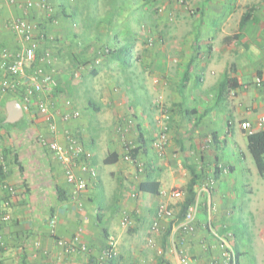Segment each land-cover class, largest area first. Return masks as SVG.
I'll return each mask as SVG.
<instances>
[{"label": "crops", "instance_id": "1", "mask_svg": "<svg viewBox=\"0 0 264 264\" xmlns=\"http://www.w3.org/2000/svg\"><path fill=\"white\" fill-rule=\"evenodd\" d=\"M22 1L0 0V52L4 48L15 50L23 46L9 26L12 20L25 15L20 5ZM163 1L169 4L171 0ZM51 2L59 4V0ZM187 2L197 5L202 38L195 35L194 29L181 30L180 43L166 50L168 58L161 61L153 57L149 61L153 65L151 75L157 78L155 82L163 79L157 88L162 92L171 88L165 91L170 140L163 154L154 150L152 143L159 130L160 116L155 114L154 107L158 105L155 99L152 101L145 93L148 105L140 107L152 125L147 130L142 121L137 123L141 124L138 140L142 134L148 142L147 152L140 151L137 156L148 163L147 170L139 178L136 165L124 159L125 150L118 140L119 135L105 144L92 134L101 128V121L82 114L77 120L61 123L60 129L72 130L93 152L92 162L98 169V176L91 179L79 200H73L62 164L39 142V135L48 133L44 119L36 113L23 111L18 121L25 118L24 125L0 126V204L10 202V219L2 223L0 230L4 241V246L0 247V264H90L106 249L110 238L117 241L121 264H145L150 254H153L154 264L174 262L176 257L169 252L170 234H167L172 221L164 220L159 233H152L150 225L162 203L174 209L176 218L181 217L186 189L192 179L191 167L200 175L195 186L197 194L214 179L210 198L205 191L200 195V201L201 196H207V200L202 202L196 232L180 237L185 252L194 257V264L219 256V251L204 246V243H214L204 224L210 202L216 217L226 212L234 216L237 208L242 209L241 205L246 203L253 210L258 209L264 177L256 179L255 187L247 179L242 180L243 172H248L249 168L242 166V161L247 160L248 137L241 123L256 122L264 115V90L256 83L258 78L264 82V0ZM245 13L251 18L241 29ZM41 16L38 8L28 15L38 24L48 25L46 16ZM65 31L59 29V39ZM236 34L238 38L234 37ZM192 62L190 80L182 89V81ZM141 76L145 80L144 75ZM227 79H230L229 86L221 92L220 85ZM59 80L63 79L59 76ZM11 100L21 104L19 96L0 97V118L7 120V105ZM219 109L222 111L217 113ZM219 122L227 124L224 134L217 127ZM227 135L232 137L236 149L231 152L234 157L229 163L225 162L223 152L230 143ZM242 136L247 138V143ZM113 153L118 155V160L107 163L106 159ZM225 168H228L227 173L223 172ZM147 179L159 184L158 194L139 190L141 181ZM7 184L17 188L15 196L5 189ZM172 189L181 190L183 197L172 199L161 194ZM134 192L137 197L132 196ZM242 193L250 196L243 197ZM61 195L67 198L62 200ZM126 213L133 221L130 226L123 223ZM61 240L73 249L67 251L60 244ZM83 245L86 249H82Z\"/></svg>", "mask_w": 264, "mask_h": 264}, {"label": "built area", "instance_id": "2", "mask_svg": "<svg viewBox=\"0 0 264 264\" xmlns=\"http://www.w3.org/2000/svg\"><path fill=\"white\" fill-rule=\"evenodd\" d=\"M16 3L17 0H10ZM185 3V0H180ZM21 7L24 8V14L15 18L9 24L11 30L22 40L21 48L12 50L4 48L0 52V97H5L10 93H15L21 98V105L24 112L36 113L41 116L48 129L47 134L39 135V142L46 147L57 161L62 164L66 182L71 189V198L79 200L81 194L89 187L91 179L98 176V169L92 162L93 152L88 149L80 140L78 135L70 129H60L61 123H69L81 118L82 111L76 107L72 99L58 95L56 88L58 79L56 76L55 62L52 51L42 48V38L38 37L39 24L31 20L28 15L33 9H41L51 16L54 7L49 0H23ZM54 24H58V19H53ZM53 38V37H51ZM98 62V60H97ZM74 77L79 78L80 73L74 72ZM258 86L264 90V82L261 78L256 80ZM23 90V91H22ZM1 112V108H0ZM133 120H124L118 123L117 132L122 140L125 154L124 159L133 163L137 167V177L145 172V163L138 157L132 155L133 149L137 147L133 140L128 138V133L132 129ZM241 128L251 134L256 128H264V115L256 122L244 121ZM170 140L169 114L163 113L160 120V126L152 146L159 154H163ZM228 172V168L223 170ZM214 179L205 185L197 194L195 201L191 203L182 219L176 218L175 211L167 203H162L150 225L152 233H159L162 229V222L166 219L172 221L170 233V250L176 257V260L170 264H194L195 259L185 252L181 245L183 235L195 233L201 213L200 195L203 191L211 194V185ZM5 189L11 196L18 193L14 185L7 184ZM161 194L172 199H181L183 192L178 189L164 190ZM137 197V193L132 194ZM7 200L0 204V230L2 223L10 219ZM214 207L210 202L207 207L205 228L214 238V243L209 245L204 243L206 249L219 251L218 257H213L210 261H198L197 264H232L235 259V249L232 243L233 232L228 231L220 233L214 226ZM123 223L130 226L133 221L131 215L126 213L123 217ZM56 220H52V226L55 227ZM153 242V241H150ZM67 251L73 249L65 241L61 240ZM109 247L90 264H105V262L114 255L118 254L117 241L110 238ZM4 246L3 238L0 234V247ZM82 249H86L83 245Z\"/></svg>", "mask_w": 264, "mask_h": 264}, {"label": "rangeland", "instance_id": "3", "mask_svg": "<svg viewBox=\"0 0 264 264\" xmlns=\"http://www.w3.org/2000/svg\"><path fill=\"white\" fill-rule=\"evenodd\" d=\"M49 1L53 6L51 0ZM70 2L69 11H71L76 5H79L78 7L82 19L78 17L76 21H73L65 19L64 16L60 15L61 17L57 18L59 20L58 24L52 25L49 23L47 26L54 37H58L59 29L64 28L66 30L64 32L65 34L63 33V36H60V40L54 41L55 43L50 44V49L54 56L56 76L58 79L59 76L63 79V92L61 95L71 97L76 105L80 107L83 116H88V118H95L101 121V128L97 131L91 132L103 140L105 144H107L112 138H118L119 134L117 132V126L121 119L125 117L132 118L133 126L128 133V138L136 142L138 141L139 136V129H137L138 121H142L144 128L149 130L152 125L150 118L142 111L140 106L137 107V110L135 109L137 111V116L131 117V114L133 113V110L130 107L132 94L126 91L122 86L121 83L124 78L120 71H112L107 67H103L97 76L93 77L89 74V68L88 66H85V60L91 58V55L90 50L83 49L84 46L82 45L85 44L82 38L87 36L93 37L95 35V29H88L86 27L85 19L88 10L85 7L84 0H70ZM153 2L154 3L152 4L154 5L149 6V10L146 11V14H144L143 19L141 20V24L138 26L141 33V40L136 45V52L147 57L145 60L146 64H149V61L153 57L160 59L161 61L168 58L166 50L167 48L170 49L172 46L180 43L181 30L186 31L194 29L195 35L199 37H201L200 31H202L201 25H198L197 23V5L187 2V0H185V3H181L180 0H171L169 4L163 0H153ZM53 7L54 11L51 16L59 11L57 5H54ZM104 10L105 7H103L101 3L99 15H103ZM41 12L42 18L46 16L48 19L50 17L45 11L41 10ZM32 18L35 19L37 17L33 16ZM101 30H104V28H101ZM172 33H177V35L173 36ZM201 38L200 41L202 40ZM79 40L83 42L81 46L76 45V42ZM147 40H151L153 45L146 44L144 41ZM183 42L186 43L188 41L184 40ZM89 43H92L93 45L91 47L92 52L95 50V45L100 44L99 42L92 40ZM82 57L85 59L83 60ZM73 63H78L80 70L83 68L79 78L71 76L72 71L75 69V65H72ZM152 66L153 65H149L146 66L147 68H139L141 75L143 74L145 77V80H143L144 90L142 91V95L145 100V106L148 105V98H146L145 93L150 95L152 101L155 99L154 102L158 104L154 107L155 114H158L160 116L159 119L161 120L165 108L168 107L165 91H170L171 88H165L163 92L162 89L157 88V85H160L159 83H161L163 79L160 78L157 83L155 82L157 78L154 75H151V73H153ZM90 100L98 105L99 110H95L90 106ZM221 111V109L216 110L217 113H220ZM24 123L25 118L8 126L20 127L24 125ZM217 127L220 130V133L224 134L227 124L225 122H219L217 123ZM242 137L243 141L247 143V138L245 136ZM226 138L230 143L223 152L226 155L224 157L226 160L225 162H228L233 159L234 156L231 152L236 151V149L234 148L232 137L227 135ZM120 139L121 138H118L123 146L122 140ZM237 166L239 167L240 165ZM242 166L250 169H248V172H243L242 180L245 181L247 179L252 187H255L256 179L261 176L258 172L255 160L248 148L247 160L242 161ZM102 167H104V165H102ZM242 195L243 197L250 196L245 193H242ZM259 195L257 210H253V207L249 205V203H246L241 205L242 209L240 207L237 208L234 216H232V214L228 215L227 212L224 215L221 212V216L218 213L220 217H216L215 211L213 214L214 222L218 220V222H215V227L220 229L222 225L228 226L233 232L231 239L233 245L238 247L242 252L240 264H264V191ZM213 198L215 197L213 196ZM204 200H207V196H201V207ZM143 240L147 243L146 239ZM169 252L171 253L170 245ZM152 255L153 254H150L149 258L145 260V264H154Z\"/></svg>", "mask_w": 264, "mask_h": 264}, {"label": "trees", "instance_id": "4", "mask_svg": "<svg viewBox=\"0 0 264 264\" xmlns=\"http://www.w3.org/2000/svg\"><path fill=\"white\" fill-rule=\"evenodd\" d=\"M154 2L153 0H84L85 7L88 10L85 19L86 27L88 29H95V35L93 37L87 36L82 38L85 45H82L83 42L80 40L76 42V45H82L84 46V50H89L93 46L92 43H89L91 40L100 43L98 45H95V50L92 52L91 58H87L85 60V66H88L89 74L93 77L97 76L101 72L103 67H107L112 71H120L122 73L124 80L121 84L126 91L132 94L130 107L132 108L133 113L131 114V117L137 116V107L144 104L145 101L142 95V91L144 90V83L139 68H147L146 66L150 65L146 64V56L136 52V45L141 40V33L138 29V26L141 24V20L143 19L144 14H146V11L149 10V6H153L154 4L152 3ZM70 3V0H59V4L57 5L59 11L50 16L45 23L56 25L54 24L53 19H57L61 16H64L65 19L76 21L77 18L81 15L80 9L78 7L79 5H76L74 8H72L71 12L69 13ZM101 3L103 7H105L103 15H99ZM250 18L251 17L249 13H245L243 15L240 24L241 29H243L247 25ZM47 26L48 25L46 24H39L40 31L38 33V37L42 38V48L51 51L50 47L47 48V45L60 39L59 37H54ZM101 28H104V30H101ZM234 37L238 38L239 34H236ZM230 38L231 37H229L228 39ZM144 42L146 44L153 45V42L151 40H147ZM72 65H75V69L72 71L71 76L74 77V72L76 71H78L81 76V71L83 70V68H81L80 70L78 63H73ZM192 70L193 62L189 64L184 80L182 81V89H185V87L187 86ZM229 82L230 79H227L221 83V92L228 88ZM62 86V82L58 79V86L56 88V92L58 95H61V93L63 92ZM16 96L18 95L15 93H10L9 95H7L8 98H14ZM66 97L72 99L69 96ZM72 101L74 102L73 99ZM74 104L76 107H79L75 102ZM90 106L95 110H99L98 105L92 100H90ZM164 113L169 114L168 107L165 108ZM130 119L132 118L125 117L121 119L120 122L124 120L128 121ZM5 121V117L0 118V126L10 125V123H6ZM137 127L141 130L140 123L137 125ZM140 137L141 138L135 142L137 147L132 151V155L134 157H137L140 151L144 153L147 152L148 142L143 138L142 134H140ZM247 137L248 149L255 160L260 176L264 177V128H256L253 133L247 134ZM118 158V155L113 153L106 159V162L115 163ZM144 163L146 166L145 170H147L148 163L145 161ZM220 168L221 167H219L216 172L217 178L220 173ZM190 173L192 175V179L190 180L186 189V199L181 210L183 214L178 219H182L184 217V214L186 213L189 205L195 201V198L197 196L195 186L198 183V178L200 175L196 173L195 167L190 168ZM139 190L145 193L152 194H158L160 192L159 184L155 181H151V179L141 181V183L139 184ZM61 191L64 192V190L60 189V192ZM60 198L64 200L67 197L61 195ZM216 229L222 234L231 231L228 226L224 225H222L220 229H218L217 227ZM170 233L171 227L169 228L167 234L169 235ZM109 246L110 245L108 242L107 247ZM234 249L236 254L235 259L232 261V264H240V257L242 255V252L236 246H234ZM118 255L119 254L111 256L105 262V264H121Z\"/></svg>", "mask_w": 264, "mask_h": 264}, {"label": "water", "instance_id": "5", "mask_svg": "<svg viewBox=\"0 0 264 264\" xmlns=\"http://www.w3.org/2000/svg\"><path fill=\"white\" fill-rule=\"evenodd\" d=\"M8 109V123H15L23 116V109L18 100H11L7 105Z\"/></svg>", "mask_w": 264, "mask_h": 264}]
</instances>
